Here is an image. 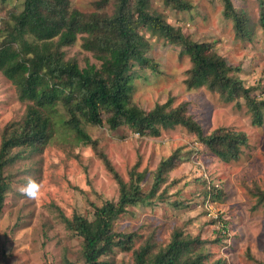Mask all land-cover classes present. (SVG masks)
Segmentation results:
<instances>
[{
  "label": "rangeland",
  "instance_id": "374dc122",
  "mask_svg": "<svg viewBox=\"0 0 264 264\" xmlns=\"http://www.w3.org/2000/svg\"><path fill=\"white\" fill-rule=\"evenodd\" d=\"M23 1L0 0V19L20 12ZM97 1L70 0V7L86 14L104 11L96 9ZM186 1L188 11L162 0H150L149 10L188 40L209 45L210 52L223 58L234 70L231 74L250 90L251 98L264 100V29L259 21L264 0H231L245 19V37H238L233 23L223 16L220 0ZM112 5L105 9L107 14ZM143 35L153 67L132 68L131 103L144 112L157 104L167 103L168 110L183 105L205 136L218 129L245 134L247 144L239 158L220 161L179 126L139 135L126 126L110 130L106 125L82 124L94 142L84 145L62 125L53 124L43 146L36 151L14 150L18 159L5 170L12 184L0 215V264L82 263L81 239L66 230L60 216L91 220L95 207L117 201V183L102 157L125 183L142 173L143 194L149 192L159 162L174 160L154 198L114 219L116 233L133 234L130 249L116 247L99 264H134L135 251L149 244L155 252L170 242L175 231L198 238L208 264L217 260L264 264V205H258L255 196L264 191V110L257 125L244 99L227 103L206 88L187 87L191 63L186 49ZM62 51L80 68L99 65L82 49L80 38ZM25 108L15 87L0 73V137L8 123L22 119Z\"/></svg>",
  "mask_w": 264,
  "mask_h": 264
},
{
  "label": "trees",
  "instance_id": "16d2710c",
  "mask_svg": "<svg viewBox=\"0 0 264 264\" xmlns=\"http://www.w3.org/2000/svg\"><path fill=\"white\" fill-rule=\"evenodd\" d=\"M149 1L98 0L96 9L104 11L86 14L71 9L70 0H24L20 12L0 19V73L15 87L18 100L26 105L22 119L8 123L1 132L0 215L12 184L5 170L19 156L13 151L38 150L50 137L53 124L62 125L84 145L94 142L82 124L106 125L110 130L126 126L139 135L179 126L220 161L227 163L239 158L241 148L247 144L245 134L218 129L205 136L186 115L183 105L168 110L167 103L157 104L144 112L131 103L132 68L153 67L146 57L149 45L143 34L147 33L186 49L191 63L185 80L187 87L206 88L227 103L244 99L257 125L264 110V100L251 98L250 90L231 74L234 70L223 58L211 53L209 45L188 40L160 15L152 14ZM162 1L178 11L190 9L186 0ZM220 1L222 14L233 23L236 35L245 37L248 31L244 17L235 11L231 0ZM112 2V11L107 14L105 9ZM260 9L259 21L264 29L262 1ZM78 38L82 40V49L99 62L98 66L87 63L80 68L77 62L64 58L62 48ZM173 160L170 157L159 162L150 190L143 194L142 173L134 172L125 183L102 157L117 183L118 199L95 207L91 220L79 215L71 219L60 216L66 230L82 243V263L65 260L64 264H99L100 258L116 247L129 250L134 236L116 233L114 219L129 207L154 198L173 168ZM255 196L258 205L263 206L264 191ZM152 250V246L145 244L135 251L134 264H208L201 241L180 231L173 232L166 246Z\"/></svg>",
  "mask_w": 264,
  "mask_h": 264
}]
</instances>
